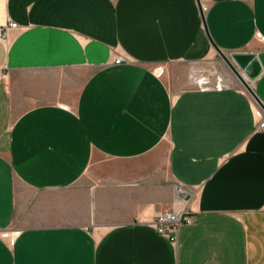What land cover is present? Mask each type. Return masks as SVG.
<instances>
[{
	"label": "crops",
	"instance_id": "1",
	"mask_svg": "<svg viewBox=\"0 0 264 264\" xmlns=\"http://www.w3.org/2000/svg\"><path fill=\"white\" fill-rule=\"evenodd\" d=\"M12 20L0 264H264L254 100L170 74L212 60L211 38L256 54L264 103V0H0V23ZM178 183L192 222L173 244L154 222L184 207Z\"/></svg>",
	"mask_w": 264,
	"mask_h": 264
},
{
	"label": "built area",
	"instance_id": "2",
	"mask_svg": "<svg viewBox=\"0 0 264 264\" xmlns=\"http://www.w3.org/2000/svg\"><path fill=\"white\" fill-rule=\"evenodd\" d=\"M19 24L15 20H12L10 22H6L4 24L0 23V39L2 41H7L10 31L13 28H18ZM124 57H119L118 60H116V63L123 62ZM201 83L198 80L197 86L200 90H206V89H215V90H222L225 87L228 86L227 81H223L221 78H218L215 82L212 84H207L208 82L204 79H201ZM256 103V102H255ZM254 113L255 116L258 117L256 120V126L255 130L264 131V112L261 110L258 106V104H255L254 107ZM176 191L179 193V197L181 201L184 204V207L181 210H167L163 211L160 214H157L156 220L154 222L155 229L157 232L162 234L163 236L167 237L170 242L173 244L177 243V240L180 236V229L184 225H189L192 222V217L190 215L191 209L189 200L187 199V196L192 197L193 193L191 191H188V187L183 183L176 184ZM15 232L12 233L13 236H15Z\"/></svg>",
	"mask_w": 264,
	"mask_h": 264
},
{
	"label": "water",
	"instance_id": "3",
	"mask_svg": "<svg viewBox=\"0 0 264 264\" xmlns=\"http://www.w3.org/2000/svg\"><path fill=\"white\" fill-rule=\"evenodd\" d=\"M198 6L200 8V5ZM204 27L206 29L205 23ZM210 41L212 46L215 47L217 53L219 54V57L227 64V66L230 68L229 70L233 72L235 77L239 80L238 82L244 87V89L249 93L250 97L253 98V100L258 104L259 108L264 112V103L258 97H256L255 92L249 84L251 81H254L260 73V64L258 59L255 57L256 54L251 51L224 52L213 44L214 42L211 40V38Z\"/></svg>",
	"mask_w": 264,
	"mask_h": 264
},
{
	"label": "rangeland",
	"instance_id": "4",
	"mask_svg": "<svg viewBox=\"0 0 264 264\" xmlns=\"http://www.w3.org/2000/svg\"><path fill=\"white\" fill-rule=\"evenodd\" d=\"M229 69L230 68L227 66V64L219 57V54H216V56H214L212 60L190 65V67L188 66V70L179 67L178 69L174 68L173 70H171L170 74H172V79L174 81L176 80V75L178 76L181 75L182 73L187 74L190 78V82H191L190 84H192L195 87H198L197 86L198 80L200 81L198 83L203 82L201 81V79H204L205 81L208 82L207 84H212L218 78H221L223 81H227L228 83L232 82L236 85L242 86L238 82L239 80L235 77L233 72H231ZM247 95L250 97L248 92Z\"/></svg>",
	"mask_w": 264,
	"mask_h": 264
},
{
	"label": "bare ground",
	"instance_id": "5",
	"mask_svg": "<svg viewBox=\"0 0 264 264\" xmlns=\"http://www.w3.org/2000/svg\"><path fill=\"white\" fill-rule=\"evenodd\" d=\"M258 118V117H257Z\"/></svg>",
	"mask_w": 264,
	"mask_h": 264
}]
</instances>
